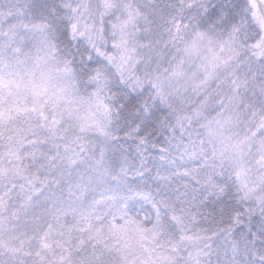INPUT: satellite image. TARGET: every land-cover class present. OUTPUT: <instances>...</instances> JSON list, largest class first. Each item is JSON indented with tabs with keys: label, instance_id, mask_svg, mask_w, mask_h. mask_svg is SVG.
<instances>
[{
	"label": "snow or ice",
	"instance_id": "obj_1",
	"mask_svg": "<svg viewBox=\"0 0 264 264\" xmlns=\"http://www.w3.org/2000/svg\"><path fill=\"white\" fill-rule=\"evenodd\" d=\"M0 264H264V0H0Z\"/></svg>",
	"mask_w": 264,
	"mask_h": 264
}]
</instances>
